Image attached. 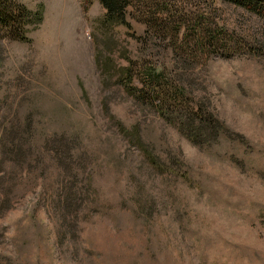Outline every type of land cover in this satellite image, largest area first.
I'll return each mask as SVG.
<instances>
[{"label":"rangeland","instance_id":"374dc122","mask_svg":"<svg viewBox=\"0 0 264 264\" xmlns=\"http://www.w3.org/2000/svg\"><path fill=\"white\" fill-rule=\"evenodd\" d=\"M18 1L43 20L28 43L2 40L0 149L14 126L22 155L10 168L3 154L15 188L0 264H264V17L216 0L236 46L199 57L188 22L176 38L151 37L136 22L135 34L107 28L99 0ZM128 58L136 95L122 80ZM147 69L231 138L193 146L143 97ZM69 195L78 205L60 203Z\"/></svg>","mask_w":264,"mask_h":264},{"label":"trees","instance_id":"16d2710c","mask_svg":"<svg viewBox=\"0 0 264 264\" xmlns=\"http://www.w3.org/2000/svg\"><path fill=\"white\" fill-rule=\"evenodd\" d=\"M192 0H99L105 10L103 24L113 29L116 27H125L132 34L135 29L133 22L141 24L145 28V36H157L166 34L170 37H178L184 25L188 22L191 27L186 28V32H194L192 34L193 48L198 51V56H204L206 52L222 51L230 53L234 51L236 41L234 35L226 27L216 23L214 14L218 11L215 7L216 0L208 5H200L195 9H187L191 5ZM223 3H229L237 7L246 9L247 11L264 17V0H217ZM204 6V7H203ZM43 20V12L33 13L29 11L18 0H0V69L4 64L2 52L4 45L2 40L17 41L22 43L30 42L29 33L30 26L37 28ZM212 20V21H211ZM183 41L190 43L185 39ZM185 39V40H184ZM260 48V47H259ZM259 54H263L264 50L256 49ZM129 66L123 70V83L132 92L133 81L131 59L128 58ZM164 72H156V70L147 69L144 73V91L143 97H146L157 109L158 114L168 124L175 127L181 136L185 137L193 146L198 148H209L218 144L224 138H231V131L226 124L220 120L213 112L209 111L206 106L191 97L187 90L180 85H166L164 82ZM173 83V82H172ZM126 131H124L125 134ZM138 135H127L129 141L139 140ZM8 144L0 149V174L3 171V165L8 159H3L4 155L12 156V161H8L6 165L15 168L18 165L17 159H21V136L19 130H12L7 134ZM7 140V138H6ZM3 140L2 147L6 143ZM139 143V141H138ZM134 143V145L144 154L146 160L150 161L154 166L160 167V163L146 148ZM132 144V143H131ZM19 171V169H18ZM17 174V173H16ZM18 175V174H17ZM5 176L7 172L0 175V190L3 198L0 199V213L4 214L12 205L10 198L11 192L14 191L15 185L7 188ZM6 190L3 192L2 189ZM66 208L78 205L76 196L69 195L60 201ZM62 208L63 206L59 205Z\"/></svg>","mask_w":264,"mask_h":264}]
</instances>
